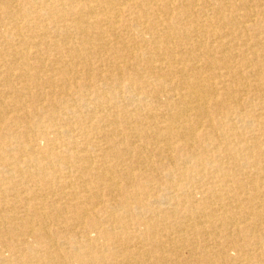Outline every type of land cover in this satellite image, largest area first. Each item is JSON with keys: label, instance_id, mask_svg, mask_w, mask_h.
Segmentation results:
<instances>
[{"label": "bare ground", "instance_id": "6f19581e", "mask_svg": "<svg viewBox=\"0 0 264 264\" xmlns=\"http://www.w3.org/2000/svg\"><path fill=\"white\" fill-rule=\"evenodd\" d=\"M0 264H264V0H0Z\"/></svg>", "mask_w": 264, "mask_h": 264}, {"label": "rangeland", "instance_id": "374dc122", "mask_svg": "<svg viewBox=\"0 0 264 264\" xmlns=\"http://www.w3.org/2000/svg\"><path fill=\"white\" fill-rule=\"evenodd\" d=\"M185 254H187V251L185 252Z\"/></svg>", "mask_w": 264, "mask_h": 264}]
</instances>
